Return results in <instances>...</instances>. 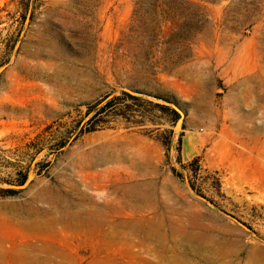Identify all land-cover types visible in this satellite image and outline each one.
<instances>
[{
	"label": "rangeland",
	"instance_id": "1",
	"mask_svg": "<svg viewBox=\"0 0 264 264\" xmlns=\"http://www.w3.org/2000/svg\"><path fill=\"white\" fill-rule=\"evenodd\" d=\"M123 92L179 119L136 104L72 140L85 104ZM114 184L118 220L175 221L190 264L205 253L186 231L213 264L264 255V0H0V219L46 188L101 203ZM120 235L70 234L71 264L157 262Z\"/></svg>",
	"mask_w": 264,
	"mask_h": 264
},
{
	"label": "bare ground",
	"instance_id": "2",
	"mask_svg": "<svg viewBox=\"0 0 264 264\" xmlns=\"http://www.w3.org/2000/svg\"><path fill=\"white\" fill-rule=\"evenodd\" d=\"M92 185L96 189L106 187L103 184L100 185V183ZM109 186L113 188V192H110V194L114 196L107 200L108 195L101 203L86 193H81L79 198H75L69 190L46 188L39 192L33 200L22 204L9 205L10 210L6 211L7 213L0 219V228L4 227L3 229L6 228L15 232L18 239L0 237V264H71L74 250L69 236L70 234L84 232L104 235L109 240L118 239V235L121 233L120 236H123V238L132 237L133 240L136 239L137 241L134 240L135 244L143 247L148 252L150 251L149 246H151L149 243L152 242V244H155L153 252L158 254L157 262H151L140 256L132 262L121 256L106 255L103 262L98 261L95 264L191 263L185 258L184 254H182L183 258L180 255L181 252L178 253L175 248L167 246L170 238L181 231L180 227L176 228L177 225L173 227L175 221L174 223L171 220L167 221L163 214L156 213L154 209H152L153 216L147 218L148 221L146 222L144 219L140 221L137 219L134 221H119L120 207L116 202L118 189L116 185ZM84 202H87L88 209L84 207L85 210L82 209V203ZM75 208L77 210H74ZM168 222H170L169 226H167ZM186 237L188 241L195 243L196 249L204 251V263L213 264L211 256L214 252L212 248L208 249L200 237L196 238L188 231H186ZM188 245L187 243L184 249L186 255L191 250ZM263 258L262 252L248 253L243 260H229L226 264H262Z\"/></svg>",
	"mask_w": 264,
	"mask_h": 264
},
{
	"label": "trees",
	"instance_id": "3",
	"mask_svg": "<svg viewBox=\"0 0 264 264\" xmlns=\"http://www.w3.org/2000/svg\"><path fill=\"white\" fill-rule=\"evenodd\" d=\"M125 98L131 101V105L122 107L121 103L124 101ZM154 98L163 100L167 103L169 102V99H167L164 96H155ZM136 104L137 105L145 104V106H149L153 108V110L158 111L161 114L160 116L162 115L164 116L165 114L168 113L172 119L173 124H175V122L179 119V114L174 109H171L170 107L163 105V104L154 103L152 101H149L141 97H137L129 93H125V92L122 93V96L106 95L102 97L101 99L94 100L90 103L85 104L87 109H86L84 118L85 119L88 118V120L86 122H83L84 120H81L78 122V126L76 129V136L72 137V140H76L79 136L85 133H91V132H94L100 129L103 124L102 122L103 116L120 115L121 117H125L126 112H129L130 109ZM141 115H142L141 117H145V114L143 112ZM168 134H171V131H168ZM162 144L166 149L167 157H169L168 149L170 148L169 146L170 142L169 143L163 142ZM180 144H181V139L179 138L177 140V150L178 151L180 150ZM178 162L180 163V158L178 159ZM173 173H175L174 169H173ZM25 180H26V177L24 176L23 179L20 181V186L25 182Z\"/></svg>",
	"mask_w": 264,
	"mask_h": 264
},
{
	"label": "water",
	"instance_id": "4",
	"mask_svg": "<svg viewBox=\"0 0 264 264\" xmlns=\"http://www.w3.org/2000/svg\"><path fill=\"white\" fill-rule=\"evenodd\" d=\"M182 120H183V119H182V118H180V120H179V121L181 122ZM201 200H203V199H201Z\"/></svg>",
	"mask_w": 264,
	"mask_h": 264
}]
</instances>
